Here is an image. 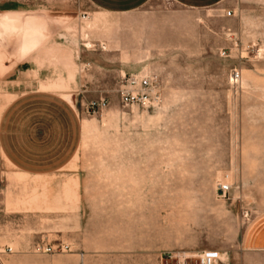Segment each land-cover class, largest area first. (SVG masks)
I'll return each instance as SVG.
<instances>
[{
	"label": "rangeland",
	"instance_id": "rangeland-1",
	"mask_svg": "<svg viewBox=\"0 0 264 264\" xmlns=\"http://www.w3.org/2000/svg\"><path fill=\"white\" fill-rule=\"evenodd\" d=\"M227 4L191 13L151 0L111 17L87 0H0V23L14 14L25 28L20 37L0 27V114L62 82L70 53L100 39L109 62L154 75L162 94L155 108L122 106L121 75L110 73L103 92L75 93L82 142L68 166L28 176L0 156V264H197L205 253L216 264H264L238 248L264 212V0ZM100 97L108 108L93 116ZM221 184L231 191L220 194Z\"/></svg>",
	"mask_w": 264,
	"mask_h": 264
},
{
	"label": "crops",
	"instance_id": "crops-1",
	"mask_svg": "<svg viewBox=\"0 0 264 264\" xmlns=\"http://www.w3.org/2000/svg\"><path fill=\"white\" fill-rule=\"evenodd\" d=\"M87 1L100 14L119 17L139 11L151 0ZM170 1L177 9L191 13L228 6V0ZM32 44L33 37L24 53H29ZM93 44L97 45L96 49L85 48L80 52L75 49L70 53L67 66L72 72L66 76L58 75L62 82L55 83L54 86L43 84L44 89L34 88L28 91L14 99L0 114V156L20 174H54L68 166L78 154L82 142V122L74 103L75 93L85 95L95 91L103 92V88L108 86L104 78L110 73L121 75L120 86L124 77L142 73H131L130 64L126 62H109L104 57L107 51L106 40L100 39ZM37 65L35 72L39 75L41 65ZM23 70L24 73L30 72L28 67ZM101 99L105 98H95L90 102ZM238 248L244 258H264V212L246 224L238 241Z\"/></svg>",
	"mask_w": 264,
	"mask_h": 264
},
{
	"label": "built area",
	"instance_id": "built-area-1",
	"mask_svg": "<svg viewBox=\"0 0 264 264\" xmlns=\"http://www.w3.org/2000/svg\"><path fill=\"white\" fill-rule=\"evenodd\" d=\"M226 16H232L231 11L226 12ZM225 56V53H223ZM241 77L239 71L234 70L231 72L230 83H236ZM120 103L122 106L129 108H155L159 105L162 99L160 90V83L154 75L146 73H138L126 76L123 78V82L118 90ZM108 108V101L101 99L98 101L90 102L88 105V112L97 116L103 113ZM219 193L226 195L231 191V186L227 184L219 185ZM37 250L42 254H53L54 249L52 247L37 246ZM68 250V246H61V252ZM10 253L12 250H8ZM185 258L179 262V264H187ZM197 260V264H216V257L212 254H201L194 258Z\"/></svg>",
	"mask_w": 264,
	"mask_h": 264
},
{
	"label": "bare ground",
	"instance_id": "bare-ground-1",
	"mask_svg": "<svg viewBox=\"0 0 264 264\" xmlns=\"http://www.w3.org/2000/svg\"><path fill=\"white\" fill-rule=\"evenodd\" d=\"M20 19L14 14H8L4 18H2L0 27L3 29L4 34H17L18 36H22V30L25 29ZM34 25V24H33ZM34 33V26H29L26 29L25 35V47L29 48L32 37ZM4 36V35H3ZM24 45V43H23ZM22 49V48H21ZM21 51V50H20ZM20 53V52H19Z\"/></svg>",
	"mask_w": 264,
	"mask_h": 264
}]
</instances>
